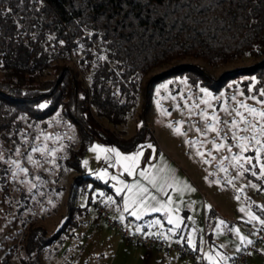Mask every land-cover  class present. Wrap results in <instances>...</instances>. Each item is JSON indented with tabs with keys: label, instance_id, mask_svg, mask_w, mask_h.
I'll list each match as a JSON object with an SVG mask.
<instances>
[{
	"label": "trees",
	"instance_id": "obj_1",
	"mask_svg": "<svg viewBox=\"0 0 264 264\" xmlns=\"http://www.w3.org/2000/svg\"><path fill=\"white\" fill-rule=\"evenodd\" d=\"M262 54L218 78L198 62L183 61L145 79L156 66L187 55L218 65ZM178 71L214 88L242 73L264 85V0H0V144L18 142L26 123L60 114L78 129L65 162L77 171L75 183L84 184L93 174L83 157L96 139L131 151L153 137L146 121L127 136L128 120L141 92ZM250 204L264 219V204L253 198ZM78 207L70 203L50 234L33 228L21 264H43L45 246L75 233Z\"/></svg>",
	"mask_w": 264,
	"mask_h": 264
},
{
	"label": "rangeland",
	"instance_id": "obj_2",
	"mask_svg": "<svg viewBox=\"0 0 264 264\" xmlns=\"http://www.w3.org/2000/svg\"><path fill=\"white\" fill-rule=\"evenodd\" d=\"M74 57L77 58L76 55ZM74 57L69 61L82 75ZM262 57L263 54L245 55L218 65H211L202 58L187 55L156 66L145 79L153 73L165 71L183 61L198 62L212 77L218 78L229 69L252 64ZM202 89L206 91H201ZM261 89H264V85L258 83L255 74L242 73L228 79L219 88H214L200 81L193 83L186 72L178 71L154 83L148 94L141 92L136 113L127 123V131L132 134L138 122L141 125L144 121H149L146 125L152 131L153 137L146 141L156 150L160 145L191 175L192 180L188 181L184 187V193L191 191L193 183L199 186L204 193V196H199V204L200 201L207 202L210 190L218 194V200L224 206H220L222 215L215 220V232L226 252L218 249L217 252L225 257L228 254L233 255L237 243L242 242L241 237H246L240 220L249 218V213L259 216L252 210L250 199L253 198L264 204V190H262L264 177L260 176L259 167L260 163H264V150L260 152L257 160L255 152L257 145L254 141L245 142L248 150L242 155L253 157L251 164H255L256 167L251 171H255L256 176H253L251 171H245L244 175L240 176L239 172L242 169H239L236 162L232 160L233 155L241 154L239 147L241 141L232 138L234 132L237 137L259 136V133L252 131L247 121H252L259 127L264 120H261L259 116H253L247 109L241 108L240 103L264 110V105L251 99L253 96L264 99L259 95ZM145 104H148V108L144 117L139 119V113L143 111ZM93 110H95L94 107ZM237 110L243 113L244 120L237 115ZM203 113L207 114V119L204 118ZM213 116L218 117V121H213ZM100 118L103 123L110 124L107 118L101 116ZM232 120L237 121L236 128L231 127ZM45 121L26 123L25 133L21 135L18 142L0 144V264H21L20 259L26 254L30 231L43 226L48 234L54 232L62 223L70 203L89 204L88 186L95 187V191L103 192V184L99 181L107 179V175L100 174L105 170L108 172L111 166L115 165L110 151H101L108 148L102 143H93L83 157V162L87 161L84 165L93 177L85 179V185L75 183L77 171L66 165L65 157L68 154L69 145L77 142L78 129L75 124L60 114H54ZM213 123L219 129V135L209 130L208 125ZM177 128L180 129L179 132L176 131ZM246 128L247 131L244 130ZM225 135L227 140L222 139ZM260 139L264 143V137ZM154 141L156 145L153 144ZM213 141L216 144H224V147L216 149ZM95 146L99 148L92 151L91 149ZM33 147L44 148L45 151L32 152ZM29 155L34 161H39V164L30 162ZM162 155L164 157L166 154ZM241 163L244 164V168H251V164L243 160ZM120 164H122L121 161ZM23 168H27L28 172H23L21 170ZM205 174L208 181L218 178L221 184L223 182L227 186H221L217 181H213L211 187H204L201 176ZM94 176L99 179L96 180ZM117 180L119 185L121 181H124L121 176ZM229 180L233 183H228ZM252 184L256 187H251ZM241 188H243L242 192L239 191ZM233 189L240 197L239 199L234 195ZM96 196L95 199H103L100 195ZM103 201L106 202L105 199ZM92 207H95V211H90V221L87 224L85 218L88 214L84 211L85 209L82 206L75 208V219L79 221L77 233L74 235L66 231L62 235L64 239L61 237L45 246L40 255L43 264H192L190 257L179 254L175 251L176 249L171 251L172 257L167 255L165 250L155 247L150 254H147V247L121 236L112 230L105 220L100 219L97 223L94 214L96 213L95 204ZM241 208L245 211L241 212ZM221 220L224 224H220ZM199 223L192 237L195 245L197 239H200L201 245L204 241L201 218ZM230 229L233 231L232 235H230ZM236 229H239V232ZM227 241H231L232 244L230 245V242L226 244ZM248 264H264V243L251 252Z\"/></svg>",
	"mask_w": 264,
	"mask_h": 264
},
{
	"label": "crops",
	"instance_id": "obj_3",
	"mask_svg": "<svg viewBox=\"0 0 264 264\" xmlns=\"http://www.w3.org/2000/svg\"><path fill=\"white\" fill-rule=\"evenodd\" d=\"M147 122L149 121L146 120V123ZM132 134H130L129 131H127V136H130ZM96 142L104 144L108 149H113V148L117 149L122 156H131L136 153H141V155L138 157L135 163V167L133 168V174L129 175V173L125 171V167L129 166L132 162L118 158L116 156V153L110 151L111 155L113 156V162L115 163V165L113 164L111 166V169L107 172V179L103 181L102 180L99 181L101 182V184H103L104 187V190L102 192L103 195H100V192L95 191V187L88 186L87 193L88 196L89 194L92 195V202L86 205L85 204L79 205L82 206L85 209L84 211H86L88 214V217L85 218L86 224L90 221L89 219L90 211L91 212L95 211V207H92L94 204L93 200L97 197L96 195H100L101 197H103V199L106 200L105 203L110 208L111 213L120 220H121L120 218L121 215H123L124 218L121 221L130 224L133 230L137 231V229L139 228L140 231L150 232L152 234L164 238L167 243H172L179 238L184 239L186 241L185 243L188 244L189 246L196 247L199 249H204L206 254H211L217 260L219 258L218 260L220 262L219 264L229 263L231 258L240 249H242L245 240H242L240 244L237 243V245L235 246L236 251L234 252L233 255L228 254L225 257L217 252V249L219 251L226 252V250H224L223 248L222 241L219 239L218 234L215 232V223H216L215 220H217L219 216L222 215L220 206L223 207L224 205L221 204V202L218 200V194H215V192H213L212 190L210 191L208 190L210 196L209 199H207V202L201 203L200 201L199 204L198 201L199 196L202 195L204 196V193L202 189L199 186H196L194 183L190 189L191 191L184 193L183 192L184 187L186 186L188 181L191 182L192 180L191 175H189L188 171L185 169L184 166H182V164L177 162L175 159H173L171 155L166 153L160 145L156 150L152 148L147 141H145L142 146H140L135 150L123 151L114 144H108L102 142L99 139H96L93 143ZM153 144L156 145V142L154 141ZM162 154H166V155H164L163 157ZM120 161L122 162V164H120ZM116 164L118 165L117 167ZM141 171L146 172L147 178L140 176ZM121 174H123L124 176H122ZM113 176H115L116 178H119V176H121L124 180L123 181L124 184L127 185L135 184L138 181L140 185L147 187L149 192L145 193L144 195L149 196L148 203L154 206H159V205H157L154 201H151L150 196H156L157 200L160 201L161 203H167L169 198H171L172 203L169 205V207L172 208L173 211L152 212L149 210L141 213L139 219L133 217L132 215H130V212L132 210L131 208L127 212L124 211V202L133 193H130L127 188L123 187L122 184L119 185L117 179L113 180L112 179ZM206 176H207L206 174L201 176V180L205 185L204 187L206 188L211 187L213 181H217V183H219V185L221 186L223 185L227 186L223 182L221 184V181L218 178L217 180L210 179L211 181H208L206 179ZM94 177L96 180L99 179V177L96 176ZM153 180L155 181V184L152 183ZM113 185H115L116 187L123 188V191L118 194L115 190V187H113ZM161 187H164L163 192L160 191ZM234 195L237 196L235 191H234ZM109 196L113 198L115 203L108 201L107 198ZM195 198H197L196 199L197 205L195 204ZM202 209L204 210L202 211V215L200 216L201 214L200 212ZM94 214H95L96 222L99 223L100 219L97 218L96 213ZM210 217L213 219L212 222L210 221L211 223L207 222L208 218ZM170 218L173 219L174 223L171 224L168 223V220ZM200 218H201V225L204 231L203 232L204 241H203V245H201L200 239H197V243L195 245L193 243L194 240L192 239V237H193V232L195 231L194 229L197 228V223H199ZM249 218L241 219L240 224L242 225V222ZM177 219L179 220V223L175 222ZM156 220H159L160 223L156 224L155 223ZM229 231H231V229ZM75 233H77V231H75ZM75 233L73 234L75 235ZM232 233L233 231H231L230 235H232ZM189 240H191L192 242L191 244L188 243ZM229 242L231 245L232 242L231 241ZM229 242L227 241L226 244H228ZM154 247L165 250V253L170 257H172L170 254L171 251L175 250L169 248L167 245L166 246L156 245ZM154 247L147 248L148 249L147 254H150L151 250L154 249ZM191 262L193 264L192 260Z\"/></svg>",
	"mask_w": 264,
	"mask_h": 264
},
{
	"label": "snow or ice",
	"instance_id": "obj_4",
	"mask_svg": "<svg viewBox=\"0 0 264 264\" xmlns=\"http://www.w3.org/2000/svg\"><path fill=\"white\" fill-rule=\"evenodd\" d=\"M8 11H11V9H9ZM201 91H206V90L202 89ZM259 95L261 97H264V89L260 90ZM233 99H235V97H233ZM251 99L257 100V102L259 104L264 105V99H259L258 97H255V96L251 97ZM42 107H43V105H42ZM240 107L244 108V109H247L251 114H253V116H259L261 118V120H264V110L257 109L255 107H251L248 104L243 103V102L240 103ZM225 110L227 111V109H225ZM202 115L204 116L205 119H207V114L206 113H203ZM237 115L240 116L241 120H244L243 113H241V112H239L237 110ZM212 120L213 121H218V117L213 116ZM178 123H180V122H178ZM225 124H227V121H225ZM247 124L249 125V127L252 129V131L254 133H259V136L252 135L251 137H248V136L237 137L235 132L233 133V137L232 138L233 139H239L241 141V143L239 144V147L241 149V154L232 156V160L236 162L237 167L239 169H242V171L239 172L240 176H243L245 171H251L252 168L256 167L255 164H251V162L253 160L252 156L244 157L242 155L243 152L248 150L247 143H245V142L254 141L255 145H257V147L255 148L256 159L257 160L259 159L260 152L262 150H264V143H262L261 139H260V137H264V123H262L259 127H257V125L255 123H253L252 121H247ZM231 127L232 128H236L237 127V121L236 120H232ZM208 128L211 131L217 132V134L219 135V129L215 126L214 123L213 124H209ZM244 130L247 131V128L244 129ZM176 131L179 132L180 129L177 128ZM197 131H200V130L197 129ZM222 139L227 140V136L225 135L224 137H222ZM212 143L214 144L216 149H221V148L224 147V144H216L215 141H213ZM97 148H99V146H95L91 150L92 151H96ZM229 150H231V146H229ZM31 151L32 152H43V151H45V149L44 148H40V147H33L31 149ZM101 151H106V152L107 151H111V152L116 153V156L118 158H121V159H123L125 161H131L132 163L129 166L125 167V171H127L129 173V175L133 174V168L135 167V163H136L138 157L141 155V153H136V154H133L131 156H122L118 152V150L115 149V148H113V149H101ZM200 154L203 155V153H200ZM225 159H227V157H225ZM28 160L30 162H32L33 164H37V165L39 164V161H34L32 159L31 155L28 156ZM241 160H243L245 163L251 164V168H244V164L241 163ZM13 163H17V162L13 161ZM84 163L86 165L87 161H84ZM259 167L261 169L260 176L264 177V163H260ZM21 170L23 172H25V173L28 172L27 168H23ZM222 170L225 171V172L227 171V169H222ZM251 174L253 176L257 175V173L255 171H251ZM100 175L101 176L107 175V171L105 170ZM140 176L146 177V172L145 171H141L140 172ZM112 179L115 180L117 178L115 176H113ZM120 183L123 185L124 188H127L130 193H133L124 202V211L127 212L131 208L132 210L130 212V215H132L133 217H136L137 219H139L141 213L149 211V210L152 211V212H160V211L171 212V211H173V209L169 207V205L172 203L171 198H169L167 203H161L160 201L157 200L156 196H150L151 201H154L157 205H159V206H154V205L148 203L149 196H145L144 195L145 193L149 192L147 187H144L143 185H140L138 181L135 184H132V185L124 184L123 181H121ZM152 183L155 184V181L153 180ZM228 183L232 184L233 181L229 180ZM233 186H235V185H233ZM250 186L251 187H256L255 184H252ZM33 187H35V185H33ZM113 187H115V190H116V192L118 194L123 191V188H121V187H116L115 185H113ZM134 189H135V191H134ZM262 190H264V189H262ZM160 191L163 192L164 191V187H161ZM239 191L242 192L243 188L239 189ZM100 195H103V193H100ZM236 198L239 199L240 197L237 196ZM107 199H108V201H111V202L115 203V201L113 200V198L111 196H109ZM260 207L264 208V206H260ZM240 211L244 212L245 209L241 208ZM249 216H250V221L249 222H251L252 220H255V221H258L261 225H264V219H260L259 216L252 215L251 213H249ZM120 218H121V220H123V218H124L123 215H121ZM175 222L179 223V220L177 219ZM155 223L159 224L160 221L156 220ZM168 223H170V224L174 223L173 219L170 218L168 220ZM220 224H224V221L221 220ZM137 231H140V229L138 228ZM236 231L239 232V229H236ZM241 239L242 240H246V242L248 244L252 243V241L248 240L246 237H241ZM188 243L191 244L192 243L191 240H189ZM206 255H207V258L213 262V264H219V261L216 258H214L211 254H206ZM224 259H226V258H224Z\"/></svg>",
	"mask_w": 264,
	"mask_h": 264
},
{
	"label": "built area",
	"instance_id": "obj_5",
	"mask_svg": "<svg viewBox=\"0 0 264 264\" xmlns=\"http://www.w3.org/2000/svg\"><path fill=\"white\" fill-rule=\"evenodd\" d=\"M94 204L96 206L97 218L105 220L112 230L116 231L126 239L142 243L147 248H152L156 245H167L169 248L176 249L181 255L190 257L193 264H212V262L207 258L204 249L196 250L180 238L172 243H167L164 238L150 232L135 231L131 228L130 224L115 217L103 199H94ZM249 221L250 218L243 221L242 226L244 228L246 238L251 240L252 243L248 244L245 240L243 248L227 264H248L251 252L264 243V225H261L255 220H252L251 222Z\"/></svg>",
	"mask_w": 264,
	"mask_h": 264
}]
</instances>
